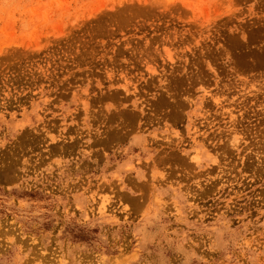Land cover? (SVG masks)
Masks as SVG:
<instances>
[{"label": "rangeland", "instance_id": "374dc122", "mask_svg": "<svg viewBox=\"0 0 264 264\" xmlns=\"http://www.w3.org/2000/svg\"><path fill=\"white\" fill-rule=\"evenodd\" d=\"M0 264H264V0H0Z\"/></svg>", "mask_w": 264, "mask_h": 264}]
</instances>
